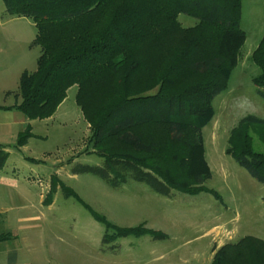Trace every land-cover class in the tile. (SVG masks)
Masks as SVG:
<instances>
[{
  "label": "trees",
  "instance_id": "trees-1",
  "mask_svg": "<svg viewBox=\"0 0 264 264\" xmlns=\"http://www.w3.org/2000/svg\"><path fill=\"white\" fill-rule=\"evenodd\" d=\"M3 1L9 15L34 21L33 45L41 49L37 69L20 78L17 102L0 108L47 119L77 86L76 102L105 161L88 170L118 183L131 176L162 193L210 191L202 129L246 42L242 0ZM181 13L198 22L183 27ZM252 60L260 70L253 82L264 99V34ZM252 133L264 143V119L242 118L226 152L264 184V153L255 150ZM32 135L29 126L17 145ZM7 158L0 146V168ZM118 232L163 236L144 228ZM211 264H264V240L245 236L226 243Z\"/></svg>",
  "mask_w": 264,
  "mask_h": 264
},
{
  "label": "rangeland",
  "instance_id": "rangeland-1",
  "mask_svg": "<svg viewBox=\"0 0 264 264\" xmlns=\"http://www.w3.org/2000/svg\"><path fill=\"white\" fill-rule=\"evenodd\" d=\"M179 22L191 27L198 20L181 13ZM241 27L246 42L238 64L202 129L212 172L204 185L210 191L162 193L131 176L118 183L88 170L104 167L105 161L76 102L77 86L69 89L53 121L34 122V136L22 146L17 143L23 125L13 120L7 169H15V183L1 202L9 208L7 231L19 236L24 259L35 264L37 259L40 264H211L213 250L226 243L245 236L264 240V184L226 152L242 118L264 119V99L253 82L260 70L252 60L264 34V0H242ZM36 33L31 18L9 15L0 0V105L15 104L22 74L37 69ZM4 113L0 130L5 131ZM252 136L255 150L264 153V143ZM131 228L163 236L118 232Z\"/></svg>",
  "mask_w": 264,
  "mask_h": 264
},
{
  "label": "crops",
  "instance_id": "crops-1",
  "mask_svg": "<svg viewBox=\"0 0 264 264\" xmlns=\"http://www.w3.org/2000/svg\"><path fill=\"white\" fill-rule=\"evenodd\" d=\"M13 105L14 104H6V105H0V106L10 107ZM0 112H5L4 113L6 116L5 126H6V130L7 129L9 130V131L0 130V146L2 150L8 153V158H7L5 165L2 168H0V219H4L2 220V226L0 227V234H6V233L10 234V236H7L6 238L0 240V264H35V262L29 263L27 259H24L23 252L19 250L22 246L19 236H16L12 232L7 231L8 228L5 223L6 222L5 218L8 215L7 213L9 212V208L7 206H4L1 201L3 199L6 200L8 198L9 190H12V185L15 183V178H14L15 177L14 175L16 173L15 169L11 171L7 169V164L9 160V154H10L9 147H8L9 144H7V140L8 138H10L11 140L14 138V135L12 132L13 120L16 119L17 121H20V123H22L23 130L20 131V133L25 131L26 128L29 126L31 127V130H32L34 126V122L36 120L28 119L21 111L17 109L0 108ZM56 115H57V111L52 117L47 118L46 120L53 121L56 118ZM32 136H34V134ZM14 243L17 245V247L18 246L19 247L17 248L16 245L15 247H13L12 244ZM215 251L216 249L213 250V253H215ZM37 260H38L37 264H40L39 263L40 259H37Z\"/></svg>",
  "mask_w": 264,
  "mask_h": 264
}]
</instances>
